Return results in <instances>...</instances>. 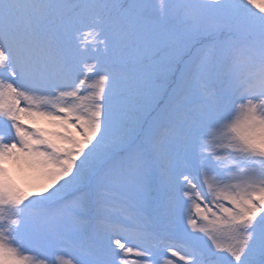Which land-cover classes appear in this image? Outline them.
<instances>
[{
  "label": "snow or ice",
  "instance_id": "6c2138e0",
  "mask_svg": "<svg viewBox=\"0 0 264 264\" xmlns=\"http://www.w3.org/2000/svg\"><path fill=\"white\" fill-rule=\"evenodd\" d=\"M0 264H264V0H0Z\"/></svg>",
  "mask_w": 264,
  "mask_h": 264
}]
</instances>
